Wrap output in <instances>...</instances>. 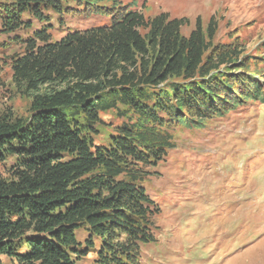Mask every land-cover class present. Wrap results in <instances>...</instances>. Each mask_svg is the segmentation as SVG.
<instances>
[{
  "label": "trees",
  "instance_id": "trees-1",
  "mask_svg": "<svg viewBox=\"0 0 264 264\" xmlns=\"http://www.w3.org/2000/svg\"><path fill=\"white\" fill-rule=\"evenodd\" d=\"M69 1L112 12L111 22L55 42L41 29L12 58V82L31 102L26 118L0 115V164L9 163L0 175V264H77L88 253L93 264H140L159 212L144 184L174 148L169 130L264 104V45L254 57L215 43L213 17L183 36L185 18L119 12L118 0ZM60 4L16 0L0 7L1 26L12 32L23 11L43 18L41 7ZM117 110L124 121L99 129L101 114Z\"/></svg>",
  "mask_w": 264,
  "mask_h": 264
},
{
  "label": "rangeland",
  "instance_id": "rangeland-1",
  "mask_svg": "<svg viewBox=\"0 0 264 264\" xmlns=\"http://www.w3.org/2000/svg\"><path fill=\"white\" fill-rule=\"evenodd\" d=\"M15 1L0 0V7L11 8ZM118 1L119 12L187 19L179 29L183 36L197 18L205 28L213 17L215 43L237 44L248 56L263 53L264 0ZM60 2L59 9L41 7L43 18L23 11L24 24L12 32L1 26L0 8V115H30V98L12 82L11 61L23 54L34 32L45 29L48 42H55L69 32L111 22L112 12L89 14L81 3ZM103 5L112 9L109 2ZM257 62L264 72V62ZM101 118L99 129L108 133L124 121L118 110ZM169 132L174 148L150 169L144 184L159 212L153 216L155 241L141 246L140 264H264V104L237 107L202 129L174 126ZM8 165L0 164V175ZM84 236L78 232L80 239ZM93 258L85 254L77 264H93Z\"/></svg>",
  "mask_w": 264,
  "mask_h": 264
}]
</instances>
